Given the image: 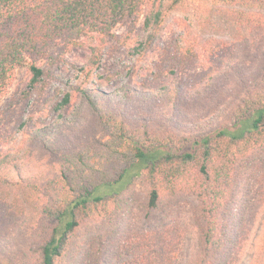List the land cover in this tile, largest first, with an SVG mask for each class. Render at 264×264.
<instances>
[{"label": "trees", "instance_id": "1", "mask_svg": "<svg viewBox=\"0 0 264 264\" xmlns=\"http://www.w3.org/2000/svg\"><path fill=\"white\" fill-rule=\"evenodd\" d=\"M213 8L223 11L236 33L203 43L205 37L197 35L203 26L226 31L210 19ZM172 16L186 21L187 39L171 38L158 49ZM122 19L128 30L142 19L133 47L138 54L156 47L161 60L168 61L166 71L156 65L149 79L111 93L72 87L80 97L77 113L86 107L106 134L76 150L54 140L71 122L62 114L72 100L68 90L53 106V123L28 127L23 120L14 132L0 135V264H63L69 254L75 261L81 244L72 236L84 224L105 228L120 222V197L137 181L147 189L148 211L165 197H194L192 253H169L170 242L156 229H123L111 234L119 237L106 245L105 264H121L123 257L114 254L119 248L134 255L126 264H218L236 169L264 149V0H0V99L14 70L23 65L28 91L42 92L44 70L38 61L50 58L49 47L60 40L88 47L80 72L92 77ZM203 47L211 62L204 74L186 85L168 79ZM156 80L168 82L150 85ZM13 101L0 109V120L11 121ZM44 151L56 163L48 172L37 166ZM21 237H26L22 246L3 250ZM90 256L88 264H99L100 255Z\"/></svg>", "mask_w": 264, "mask_h": 264}, {"label": "rangeland", "instance_id": "2", "mask_svg": "<svg viewBox=\"0 0 264 264\" xmlns=\"http://www.w3.org/2000/svg\"><path fill=\"white\" fill-rule=\"evenodd\" d=\"M206 9V8H205ZM215 14H213V11ZM211 20H215L220 27H226V31L212 30L208 31L202 28L197 35L204 36L205 41L208 38H214L222 33H236L232 26L225 23L223 11L213 8L209 12ZM142 19L137 23V27L128 30L127 21L122 19L114 27L108 44L102 50L100 67L93 71L92 77L86 79L80 72L83 67L89 49L84 44L75 46H66L62 40L54 42L48 49L47 56L40 61L38 65H43V88L42 92H30L26 83L28 80V71L25 67H17L11 75L10 83L0 99V109L7 103L11 97L16 101L12 102L15 110L11 121L0 120V135L12 133L16 130L17 123L27 121L28 127L31 125H42L54 121L56 112L53 106L61 99L68 90L72 92L70 105L62 111L67 115L69 123L68 130H61V135L56 141V146L64 147L70 151L76 150L82 146L89 138L103 139L106 134L97 128L92 116L89 115L86 107L79 111L78 101L80 97L76 96L74 88L81 85L93 91L101 90L105 93H111L122 87L123 84H139V82L151 77L149 72L155 71L156 65H160L163 71H166L168 61L161 60L158 49L171 39H179L187 34L186 21L178 16H172L165 24L160 37L156 42V47L148 52L136 53L133 45L136 36L140 35ZM240 31V30H239ZM129 36L124 42L117 40V37ZM187 38L184 37V40ZM194 39L191 38L192 41ZM124 42V43H123ZM207 45V44H204ZM203 49V50H202ZM200 51V56L194 57V61L189 66L176 68L174 74L168 79L176 81L180 85L198 79L206 69L210 67L209 54L205 47ZM205 51V53H204ZM85 79V80H84ZM168 80H156L150 82V85L159 86ZM86 85V86H84ZM27 93L24 95L23 93ZM74 93V97H73ZM20 100L18 102V97ZM118 96H122L119 92ZM52 107V109H51ZM51 109V111H50ZM196 109V108H194ZM53 115V116H52ZM186 114H182L185 117ZM73 119H72V118ZM197 117V116H195ZM16 123V124H15ZM4 125V126H2ZM3 149L0 146V150ZM47 151L41 160H37L39 171H51L53 164H56L52 158L48 157ZM33 164L30 163L29 166ZM38 171V172H39ZM146 187L137 181L119 200L118 216L120 222L111 226L102 228L95 224H84L72 236V241L81 244V253L75 261L70 258V254L65 257L63 264H88L90 255L96 257L100 255L99 264L106 263L107 259L102 257L106 251V245L114 239L113 232H120L123 229L146 231L156 229L163 237L169 241L167 249L169 253L176 252L178 256H186L192 253L193 227L195 217H197V206L194 197L178 194L173 197L162 198L154 210L146 207L147 191ZM226 240L218 256V264H264L261 259V252L264 247V149L255 151L247 159L241 161L236 169L233 196L226 210ZM98 228H102L99 231ZM162 231L167 233H163ZM102 235H104L102 237ZM159 235V234H158ZM102 241L104 246H102ZM26 242V237H21L12 241L8 247H4L5 252L13 251ZM114 251V254L122 256L121 264L127 263L134 255L127 254L129 251ZM88 252L90 255L88 256ZM126 259V260H125ZM134 259V258H133ZM129 264H137L131 261Z\"/></svg>", "mask_w": 264, "mask_h": 264}]
</instances>
